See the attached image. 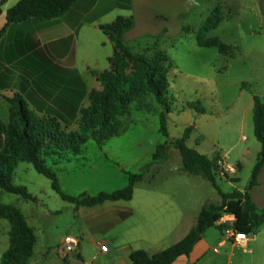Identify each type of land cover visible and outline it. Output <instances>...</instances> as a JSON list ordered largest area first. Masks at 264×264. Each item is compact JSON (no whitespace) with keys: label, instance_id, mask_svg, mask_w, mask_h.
<instances>
[{"label":"rangeland","instance_id":"374dc122","mask_svg":"<svg viewBox=\"0 0 264 264\" xmlns=\"http://www.w3.org/2000/svg\"><path fill=\"white\" fill-rule=\"evenodd\" d=\"M201 3H204L202 13L199 11L194 17L195 26L201 25L211 10L221 4L224 20L209 35L231 44L232 50L222 53L217 47L199 46L191 33H184L172 43L164 42L163 49L171 63L169 137L159 130L162 106L152 95H147L140 103H132L130 113L122 117L120 135L103 144L90 139L81 154L71 155L69 159L47 158L64 193L78 196L112 192L128 185V173H144L140 187L160 183L168 190L177 189L187 209L176 207L174 214L181 210L197 214L201 200L219 203L221 195L212 184L180 169L182 158L174 146H170L165 160L146 169L157 146L182 137L189 126H194L187 141L190 147L210 158L220 154L232 165L242 162L239 181L218 176L220 188L231 191L247 187L261 150L254 134L253 99L254 95L264 98V0H203ZM144 46L140 41L132 49L140 51ZM191 101H200L205 111L191 108L188 105ZM76 127L77 124L69 129ZM14 183L26 186L36 197L29 200L0 189V204L17 208L35 231L34 255L27 264H67L65 258L76 256L79 247L68 253L63 243L66 235L79 239L89 264H122L119 255L112 260L105 256L95 258L97 249L93 239L81 235L83 217L95 208L64 200L53 189L52 181L28 162L19 163ZM11 230L10 220L0 215V256L10 246ZM179 236L175 233L168 236L158 248L171 246ZM95 238L105 239L102 235ZM127 261L131 264L129 257Z\"/></svg>","mask_w":264,"mask_h":264},{"label":"crops","instance_id":"0c3cea01","mask_svg":"<svg viewBox=\"0 0 264 264\" xmlns=\"http://www.w3.org/2000/svg\"><path fill=\"white\" fill-rule=\"evenodd\" d=\"M18 1L0 0L3 3L0 32L7 25L8 9ZM202 1L77 0L59 18H30L10 24L0 36V120L5 125L10 123L8 98L17 93L41 115L74 121L79 117L80 109L89 104L90 92L101 88L92 72L108 70L110 58L114 55V42L102 30V25L120 17H131L134 26L123 36L126 45L132 49L142 41L145 43L142 50L132 49L141 52L158 42L163 49L164 42L172 43L184 33L193 34L196 40L200 25L195 26L194 17L197 12L202 13ZM186 26L189 30L185 29ZM0 139H4L1 134ZM221 158L233 166V170L228 176H219L228 180L240 178L238 171L242 162L232 165L226 158ZM143 180L144 176L136 182L132 199L91 206L94 211L83 217L81 235L93 239L97 249L95 258L105 256L112 260L119 255L121 263L127 264L133 250L144 247L151 254L161 251L158 247L164 239L175 233L180 235L178 242L196 224L200 210L207 202L200 201L197 214L185 210L174 214L176 207L182 209L185 206L187 209L186 203L177 195V189L168 190L160 183L140 187ZM250 194L256 205L264 209V167ZM128 209L132 214L122 217ZM195 209L197 211V207ZM222 218L235 220L230 214ZM99 235L105 239L95 238ZM102 244L107 245V251H102ZM77 253L83 257L80 260L89 264L83 256L81 243ZM72 259L77 258L73 256ZM171 264H264V225L250 236L246 246L233 243L217 226L210 227L189 255H182Z\"/></svg>","mask_w":264,"mask_h":264},{"label":"trees","instance_id":"16d2710c","mask_svg":"<svg viewBox=\"0 0 264 264\" xmlns=\"http://www.w3.org/2000/svg\"><path fill=\"white\" fill-rule=\"evenodd\" d=\"M77 0H19L7 11V26L30 18L41 20L56 19L72 8ZM0 3V13L2 11ZM224 20L222 6L217 4L200 25L196 32L199 46L217 47L222 53L232 50L231 44L209 33ZM134 26L133 18L120 17L116 21L102 25V30L114 42V55L110 58V68L104 72L93 71L101 84L100 89H93L89 94V104L82 107L79 117L67 121L52 115H41L30 108L27 101L15 94L8 98L11 119L8 125L0 120V189L18 194L29 200L36 197L24 185L14 183V174L20 162L31 163L34 168L52 181V187L60 196L77 206H95L106 201L130 200L137 181L144 173H128V185L112 192H100L96 195L81 193L78 196L63 192L57 174L48 166L47 158L69 159L71 155L81 154L84 145L93 139L103 144L110 138L120 135L123 129L122 117L129 114L132 103L141 102L147 95H152L162 106L160 112V132L169 137L167 114L171 111L168 97L170 81L168 69L170 57L157 42L141 52H134L124 41V33ZM189 30V27H185ZM253 121L254 134L261 143V150L252 171L251 178L244 191L234 188L223 191L218 184V161L221 155L210 158L187 143L194 126L185 128L182 137L166 140L157 146L152 164L164 160L169 155L170 146H174L182 158V170L201 176L210 182L220 193V203H205L198 215L196 224L185 237L171 246L149 253L144 249L133 250L130 254L132 264H171L182 255H189L204 233L213 226L223 230L227 226L250 235L256 234L264 225V209L253 201L250 190L257 184L258 175L264 167V98L254 95ZM191 108L204 112L200 101L188 103ZM77 124L75 129H69ZM228 176V175H227ZM239 181L238 177L231 178ZM132 214L128 209L122 215ZM234 215L235 220L219 224L224 215ZM0 215L7 217L11 224L9 248L2 254L0 264H27L34 255L37 241L35 231L29 226L23 214L15 207L0 204ZM83 259L80 253L75 256ZM72 258H65L70 264Z\"/></svg>","mask_w":264,"mask_h":264},{"label":"built area","instance_id":"2783aa9c","mask_svg":"<svg viewBox=\"0 0 264 264\" xmlns=\"http://www.w3.org/2000/svg\"><path fill=\"white\" fill-rule=\"evenodd\" d=\"M218 174L221 176H227V174L233 170V166L226 164L222 158L218 161ZM221 224L230 222V220H224L221 218ZM223 235L229 238L233 243L240 245V246H246L249 239H250V234L237 231L234 227L232 226H227L223 229ZM63 243L66 245V250L68 253H72L76 251L79 247V239L75 236L72 235H66L63 238ZM102 251H107L108 247L106 244L101 245Z\"/></svg>","mask_w":264,"mask_h":264},{"label":"water","instance_id":"95a60500","mask_svg":"<svg viewBox=\"0 0 264 264\" xmlns=\"http://www.w3.org/2000/svg\"><path fill=\"white\" fill-rule=\"evenodd\" d=\"M70 264H85V261L80 259H71Z\"/></svg>","mask_w":264,"mask_h":264}]
</instances>
